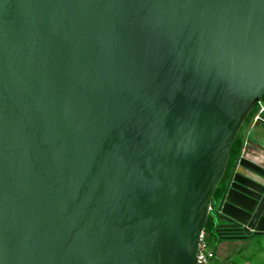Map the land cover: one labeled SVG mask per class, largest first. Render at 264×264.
Returning <instances> with one entry per match:
<instances>
[{"label":"water","instance_id":"obj_1","mask_svg":"<svg viewBox=\"0 0 264 264\" xmlns=\"http://www.w3.org/2000/svg\"><path fill=\"white\" fill-rule=\"evenodd\" d=\"M264 0H0V264H197L264 233ZM214 206V209L212 208Z\"/></svg>","mask_w":264,"mask_h":264},{"label":"rangeland","instance_id":"obj_2","mask_svg":"<svg viewBox=\"0 0 264 264\" xmlns=\"http://www.w3.org/2000/svg\"><path fill=\"white\" fill-rule=\"evenodd\" d=\"M260 104V103H259ZM261 105L264 108V98L261 100ZM249 128L251 126H248ZM219 201V196H215L212 199V204L217 205ZM210 219L211 225L210 228L205 230L208 241L211 246L219 247V242L222 240L219 238L216 231V226L220 223L219 219L216 217V214L213 210H210ZM252 235V234H251ZM245 240L242 244L234 243L237 239L228 240V246H226V255L229 256L228 259H224L222 254H218L214 261H217L218 264H260L258 261L264 258V245L259 244L254 236H245ZM252 238V239H251Z\"/></svg>","mask_w":264,"mask_h":264},{"label":"trees","instance_id":"obj_3","mask_svg":"<svg viewBox=\"0 0 264 264\" xmlns=\"http://www.w3.org/2000/svg\"><path fill=\"white\" fill-rule=\"evenodd\" d=\"M264 98V96H262L258 101L255 102V104L253 105V107L251 108L250 112L247 114L237 136L235 137L232 145H231V149H230V154H229V160L227 163V167L226 170L224 172V175L219 183V185L217 186L215 192H214V196L213 197H217L220 196L224 185H225V180L228 179L230 171L232 169V166L234 164V161L237 157V155L240 153L241 147L243 145L244 142V135H245V129L249 126L251 119L253 118V116L258 112L260 105H261V100ZM260 103V104H259ZM211 225V219H210V214L208 215L206 221H205V225H204V232L206 229L210 228ZM254 234V233H253Z\"/></svg>","mask_w":264,"mask_h":264},{"label":"crops","instance_id":"obj_4","mask_svg":"<svg viewBox=\"0 0 264 264\" xmlns=\"http://www.w3.org/2000/svg\"><path fill=\"white\" fill-rule=\"evenodd\" d=\"M260 108L262 111H260L259 115L261 118L264 117V108L262 107V105H260ZM259 111V110H258ZM255 134L252 138L253 140V144L254 145H259V146H264V122L261 123L259 122L257 124V126L255 127ZM250 236H254L257 240V242H259V244H262L264 245V233H258V234H252ZM246 238H237L236 242L234 243H240L242 244L244 241H247L249 242V240H245ZM252 239V238H251ZM229 239H222L220 242H219V247H215V246H212V248L214 249L215 253H214V257L212 258L210 264H218L217 261H214L216 256H217V251H218V254H222L224 256V259H228L229 256L226 255V246L229 245V243L231 242H228ZM230 240H233V239H230ZM260 264H264V258L260 259V261H258Z\"/></svg>","mask_w":264,"mask_h":264},{"label":"built area","instance_id":"obj_5","mask_svg":"<svg viewBox=\"0 0 264 264\" xmlns=\"http://www.w3.org/2000/svg\"><path fill=\"white\" fill-rule=\"evenodd\" d=\"M259 113L260 111H258L253 116V118L250 121L251 124L254 123L257 120V118L260 117ZM212 208L214 209V206ZM214 253L215 251L210 245L207 235L203 229V231L199 236V246L196 253L197 264H210L212 258L214 257Z\"/></svg>","mask_w":264,"mask_h":264},{"label":"flooded vegetation","instance_id":"obj_6","mask_svg":"<svg viewBox=\"0 0 264 264\" xmlns=\"http://www.w3.org/2000/svg\"><path fill=\"white\" fill-rule=\"evenodd\" d=\"M259 111H262L261 108H259ZM246 130H247V128L245 129L244 140H245V137H246V134H247V131H246ZM226 180H227V179H226ZM226 180H225V182H226ZM214 206H215V205H214Z\"/></svg>","mask_w":264,"mask_h":264}]
</instances>
